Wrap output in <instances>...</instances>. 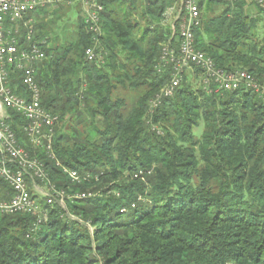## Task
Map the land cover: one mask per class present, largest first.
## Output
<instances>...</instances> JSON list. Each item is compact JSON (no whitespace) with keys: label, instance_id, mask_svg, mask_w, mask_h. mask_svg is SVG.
<instances>
[{"label":"trees","instance_id":"trees-1","mask_svg":"<svg viewBox=\"0 0 264 264\" xmlns=\"http://www.w3.org/2000/svg\"><path fill=\"white\" fill-rule=\"evenodd\" d=\"M214 1L222 10L203 19ZM100 2L99 62L84 59L92 40L81 16L66 45L51 48L33 24V41L46 42L35 66L42 106L57 118L56 160L37 155L58 190L91 197L45 207L33 232L29 215L0 217V264H264V7L254 4L250 16L243 0H199L194 33L196 50L223 71H247L258 91L214 93L193 68L201 88L184 76L152 110L170 82L172 67L157 65L162 47L176 46L162 20L177 0ZM12 89L23 93L16 81ZM9 115L30 150L24 121ZM68 115L63 133L56 125ZM63 169L76 170L80 184ZM0 192L10 193L1 180Z\"/></svg>","mask_w":264,"mask_h":264},{"label":"built area","instance_id":"built-area-1","mask_svg":"<svg viewBox=\"0 0 264 264\" xmlns=\"http://www.w3.org/2000/svg\"><path fill=\"white\" fill-rule=\"evenodd\" d=\"M75 1L92 40V45L83 53L84 59L99 62L103 56L100 49L104 12L101 0H0V180L10 190L9 194L0 192V217L29 215L35 219L32 232L46 221L48 213L45 207L57 204L65 210L66 199L91 197L89 193L71 195L58 190L37 155L42 152L47 158L56 160L52 138L57 118L42 106V90L36 80L35 66L46 59L42 51L46 42L33 41L35 22L30 15L52 7L70 6ZM252 1L264 7V0ZM163 19L171 20L170 38H176V46L166 44L161 49L157 67L158 70L172 67L170 82L151 102L150 109L156 110L162 97H172L186 71L193 68L201 70L204 85H212L214 93L242 87L258 91L254 77L247 71H223L203 51L196 50L194 33L202 26L199 0H177L165 11ZM22 28L24 35H21ZM16 73L20 74L18 78ZM13 81L22 85V94L12 89ZM9 112L19 115L24 121L22 130L30 150L19 143L11 129ZM152 130L156 131V128ZM156 134H159L158 130ZM56 165L59 167V163ZM63 170L71 184H80L81 178L76 170Z\"/></svg>","mask_w":264,"mask_h":264},{"label":"rangeland","instance_id":"rangeland-1","mask_svg":"<svg viewBox=\"0 0 264 264\" xmlns=\"http://www.w3.org/2000/svg\"><path fill=\"white\" fill-rule=\"evenodd\" d=\"M244 2V9L246 11L247 15L253 16L257 12V6L254 5L252 0H243ZM216 2L214 1L213 6L215 12L212 14L206 13V11H203V19L205 18H211L213 15H216L217 13L222 10L220 6L215 5ZM44 11H48L44 17L39 15L40 13H32L30 16L34 19L35 24L37 23L38 25L41 24L45 28L42 30L44 34H46V37L49 39V48L53 46H57L59 44H64L70 40L71 36L74 34L77 26V20L78 17L80 16L81 12H79V6L78 3L75 1L70 6H61L59 8H48ZM54 12V13H53ZM40 16V17H39ZM42 16V19H41ZM171 19V18H170ZM162 24L164 26L169 27L171 26V20H162ZM35 34V33H34ZM192 72H194L193 69L187 70L185 73V82H188L194 89H199L201 88L202 85V79L201 80H195L194 77L192 76ZM183 80V79H182ZM183 82V81H182ZM174 95V94H173ZM173 97V96H172ZM81 119L85 118V114L82 113L80 115ZM75 115H73L72 119H70V116L64 117V120L62 123L56 125L57 130H62L61 132H66L68 131V125H73L71 124L72 121H74ZM80 129V127L78 126ZM40 153V152H39ZM41 201V200H40Z\"/></svg>","mask_w":264,"mask_h":264}]
</instances>
